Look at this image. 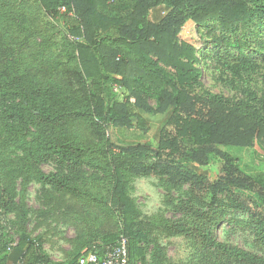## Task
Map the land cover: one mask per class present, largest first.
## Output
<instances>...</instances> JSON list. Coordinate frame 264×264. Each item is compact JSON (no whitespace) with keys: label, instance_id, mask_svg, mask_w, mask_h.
I'll return each mask as SVG.
<instances>
[{"label":"rangeland","instance_id":"obj_1","mask_svg":"<svg viewBox=\"0 0 264 264\" xmlns=\"http://www.w3.org/2000/svg\"><path fill=\"white\" fill-rule=\"evenodd\" d=\"M136 1L113 0L106 14L127 17ZM68 12L69 5H63L59 15L50 18L37 0H10L9 7L0 10V31L8 35L3 44L11 67H21L31 82L40 81L42 75L36 79L39 69L51 72L60 64L67 71L72 92H63L65 102L56 91H43L36 109L40 112L38 118L27 113L22 107L24 102L18 97L1 103L0 259L9 252V247L17 246L23 235L39 243L44 253L58 263L71 261L88 246L104 245L110 239L108 234L118 233L121 226L120 215L109 205L113 171L107 140L116 146L113 151L119 153L120 147L139 142L156 148L165 130L176 136L178 112L174 107L165 113L157 112L163 100L162 89L147 85L143 99L149 109L140 108L130 93L115 83V78L104 82L107 107L118 102L126 104L133 128L122 130L96 120L93 105L97 85L82 73L76 44L84 40L71 35L78 20L73 9ZM165 14L163 7L158 8L149 19L157 23ZM260 23L256 21L253 25L256 42L264 40V26ZM237 35L232 30H223L218 23L200 27L188 21L179 40L196 50L198 81L180 85L176 73L163 68L158 74L168 80L164 88L172 91L171 85L175 84L193 96L222 101L248 117L264 120V55L257 50L236 47ZM25 39H30V45L23 43ZM32 77L35 79L31 80ZM193 141L190 137L184 138V149L191 150ZM232 157L264 188V141L255 140L253 147L236 149ZM140 158L143 165L151 168L157 161V156L151 152H144ZM164 160L175 164L178 172L204 177L211 184L223 174L222 165L215 160H210L204 168H198L183 157H164ZM28 164L45 175L63 178L71 192L68 202L61 204L51 184L20 175L17 170L27 168ZM131 168L123 167L126 191L145 216L179 218L181 214L173 205L196 193L190 182L184 181L179 188L167 190L163 183L170 180L169 176L159 174L160 171L135 175ZM202 195L207 203L224 205L225 219L215 230L220 241L264 260V246L257 243L251 230L255 223L252 214L261 209L259 197L234 186L216 195L209 191H203ZM242 200L248 202L252 210L246 209ZM235 202H240V206ZM108 218L113 220L112 227L106 224ZM246 222L250 228L244 225ZM159 239L168 264H191L192 249L183 237L162 235ZM152 250L153 243H150L147 245L148 263H151Z\"/></svg>","mask_w":264,"mask_h":264},{"label":"trees","instance_id":"obj_2","mask_svg":"<svg viewBox=\"0 0 264 264\" xmlns=\"http://www.w3.org/2000/svg\"><path fill=\"white\" fill-rule=\"evenodd\" d=\"M111 1L37 0L41 10L50 18H56L63 5H69V12L73 9L76 15L78 21L70 33L74 38L84 40L76 44L77 54L84 77L97 85L93 105L97 121L122 130L133 128L126 104L118 102L107 107L104 82L115 78V83L125 88L140 108L149 109L143 99L147 85L162 89L163 100L157 112L165 113L170 107L178 112L176 136L165 130L156 148L147 142H139L120 147L119 153L113 151L116 146L107 140L113 171L109 205L120 215L121 226L118 233L108 234L110 239L104 245L88 246L71 261L56 263L44 253L39 243L23 235L17 246L0 259V264H80L83 257H90L94 248L103 249L114 244L120 235L129 240V264H168L165 248L159 242L162 235L181 236L188 241L192 249L191 264H264V260L254 254L220 241L215 230L225 219L224 205L207 203L202 195L203 191L214 195L223 193L231 186L254 192L259 197L261 209L252 214L255 223L251 230L257 243L264 246V188L232 157L234 150L253 147L255 140L264 141V120L248 117L222 101L193 96L175 84H170L172 91H169L164 88L168 80L158 74L163 68H170L176 73L180 85L198 81L200 71L195 67L198 63L196 50L179 40L188 21L200 27L218 23L223 30L238 33L236 47L257 50L264 55V40L256 42L253 38L254 23L259 21L264 26V0H137L127 17L107 15ZM9 2L0 0V10L8 8ZM162 7L166 14L159 22H152L149 19L151 13ZM7 36L0 31V124L3 119L1 103L10 97L20 98L24 102L22 107L33 118L40 116L36 109L45 90L56 91L62 101L67 102L63 92H72L65 67L58 64L51 72L39 69L36 79L42 75L40 81L34 77L31 79L34 81H28V73L23 74L21 67H11L3 44ZM23 43L30 45V39ZM188 137L194 140L189 151L183 146L184 138ZM144 152L157 156L152 168L141 162ZM164 157H183L198 168L215 160L222 165L223 174L211 184L204 177L178 172L175 164L167 163ZM125 166H132L131 172L135 175L160 171L159 174L169 176L170 180L163 183L167 190L179 188L184 181L190 182L196 193L173 205V209L181 214L179 218L145 216L126 191ZM17 171L20 175L26 174L39 182L51 184L58 192L61 204L68 202L71 192L63 178L45 175L31 164ZM239 203L235 202V205L240 206ZM244 206L252 210L248 202ZM112 222L110 218L106 224L112 227ZM244 225L250 228L247 222ZM150 243H153V250L151 263H148L147 245Z\"/></svg>","mask_w":264,"mask_h":264},{"label":"built area","instance_id":"obj_3","mask_svg":"<svg viewBox=\"0 0 264 264\" xmlns=\"http://www.w3.org/2000/svg\"><path fill=\"white\" fill-rule=\"evenodd\" d=\"M12 247L8 249L11 250ZM42 264V263H38ZM80 264H129V240L120 235L119 239L103 249L94 248L90 257H83Z\"/></svg>","mask_w":264,"mask_h":264},{"label":"crops","instance_id":"obj_4","mask_svg":"<svg viewBox=\"0 0 264 264\" xmlns=\"http://www.w3.org/2000/svg\"><path fill=\"white\" fill-rule=\"evenodd\" d=\"M50 258V257H49ZM51 259V258H50ZM52 260V259H51ZM53 261V260H52ZM53 262H55V261H53ZM56 263H58V262H56Z\"/></svg>","mask_w":264,"mask_h":264}]
</instances>
